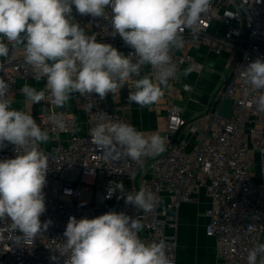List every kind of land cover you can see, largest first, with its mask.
<instances>
[{
	"label": "clouds",
	"instance_id": "9594fccd",
	"mask_svg": "<svg viewBox=\"0 0 264 264\" xmlns=\"http://www.w3.org/2000/svg\"><path fill=\"white\" fill-rule=\"evenodd\" d=\"M213 0H0V58L20 51L34 79H46L45 88L28 84L20 88L27 102L39 104L49 99L57 108L68 104L73 94L83 97L109 93L118 96L130 85L128 101L141 108L150 107L171 88L172 79L188 76L194 69L180 70L172 53L185 46L183 33L189 30L198 39L202 19L212 11ZM73 6L80 15L93 18L110 15L112 35L119 36L134 52L125 56L111 44L97 42L74 23ZM110 7L111 14L106 12ZM150 66L151 72L142 75ZM5 65L0 63V71ZM201 71L203 65L200 66ZM209 70H213L209 65ZM250 92L259 93L252 101L264 114V60L250 62L243 71ZM134 89V90H133ZM46 93L48 94L46 96ZM248 92H246V95ZM9 84L0 78V148L11 144L15 158L0 160V221L9 220L14 240L31 244L46 231L51 220L41 223L46 211L44 187L48 156L39 149L50 140L33 116L12 108ZM93 104L85 107L90 111ZM47 120L63 131V113L51 112ZM90 130L92 143L102 150L106 162L131 159L143 165V158L166 151L167 139L158 132L145 134L132 125L113 120L99 112ZM106 198L116 191L126 204L144 213L154 211L159 198L150 190L125 193L123 182L110 181ZM71 195L70 189H65ZM83 206V205H81ZM141 219L110 211L95 218L69 217L63 233L64 264H172L164 240L146 243L139 232ZM249 226L248 230H254ZM259 257V260H258ZM52 259H57L55 256ZM247 264H264V243L248 250Z\"/></svg>",
	"mask_w": 264,
	"mask_h": 264
},
{
	"label": "built area",
	"instance_id": "2783aa9c",
	"mask_svg": "<svg viewBox=\"0 0 264 264\" xmlns=\"http://www.w3.org/2000/svg\"><path fill=\"white\" fill-rule=\"evenodd\" d=\"M73 7L74 21L86 28L88 35L95 34L97 42L111 44L125 56L134 52L119 34L112 35L110 15L93 18L78 14ZM106 12L111 14L110 7ZM183 35L184 48L172 53L179 69L192 59L189 45L207 46L218 55L231 47L234 56L212 98L206 124L189 129L181 107L173 104L169 109L168 139L178 130L186 136L190 130L196 131L191 148L188 136L178 138L158 156L143 158V165L131 159L106 162L90 136L99 112L132 125L123 111L112 108L108 95L101 99L95 93L88 97L76 93L82 106L93 104L86 111L85 126L69 112L67 104L57 108L49 99L41 101L33 118L42 130L48 131L50 140L39 145L49 163L43 189L46 211L40 220L42 225L48 220L52 223L31 244L25 245L14 240L13 235L20 233L9 231V220L0 221V264H64L69 254L63 253V233L69 217L92 219L110 211L140 218L144 225L140 239L146 243L164 240L172 264H176L177 212L183 202L195 201L201 189L211 198L206 234L216 241L215 264H247L248 250L264 243V183L256 181L253 171L258 155L264 176V114L257 113L252 103L259 93L250 92L243 78L244 68L250 62L257 58L264 60V0H213L212 11L202 19L198 39H193L187 29ZM0 63L5 65L0 78L9 84V96L19 80L27 81L33 76L20 51L11 55L10 49V56L0 59ZM169 83L178 84L179 91L193 89L181 77ZM226 98L232 101L230 116L219 112ZM53 111L65 116L63 131L47 120ZM53 137L57 140L52 141ZM16 154L15 146L7 142L0 148V160L15 158ZM68 172L75 178L69 179ZM110 181L123 182L125 193L146 188L159 198V203L154 211L144 213L126 204L123 198L118 199L122 195L119 191L106 198ZM65 189L72 194L66 195ZM85 191L89 192L86 200ZM163 197L168 202H163ZM250 225L254 230H248ZM168 228L173 231L168 232ZM53 256L57 259H52Z\"/></svg>",
	"mask_w": 264,
	"mask_h": 264
},
{
	"label": "crops",
	"instance_id": "0c3cea01",
	"mask_svg": "<svg viewBox=\"0 0 264 264\" xmlns=\"http://www.w3.org/2000/svg\"><path fill=\"white\" fill-rule=\"evenodd\" d=\"M192 59L183 64L180 70L189 66L193 67V71L188 76H180L181 81L193 86L192 90L179 91L178 84H171V88L164 89V96L150 107L141 108L134 102L128 101V95L131 91L130 85H125L120 89L118 96L112 93L108 94L109 103L112 108L123 111L130 119L132 126L138 131L145 134L158 132L161 136L166 137L167 144H171V139L166 135V125L169 109L173 104L179 105L182 114L188 120V128L194 130L196 127L203 126L207 123L206 117L212 102V98L221 86L226 72L234 59L232 48L227 47L225 51L218 55L207 46L189 45ZM2 59V58H0ZM203 65L201 71L200 66ZM212 65L213 70H209ZM150 66L143 69L142 75L150 73ZM28 84L37 90L45 88L46 79L37 82L34 76L27 81L19 80L15 86L9 99L12 100V108L23 110L35 116L38 110V104L27 102L21 94L20 88ZM134 90V89H133ZM68 110L76 116L85 126L87 114L85 107L79 104L76 93L68 102ZM190 130L188 136L191 138L189 148H191L193 140L196 138V131ZM83 132V131H81ZM186 136L183 132L179 134V139ZM57 140L53 137L52 141ZM256 181L264 183V176L258 163V155H256V163L253 167ZM163 202H168L167 197H163ZM211 198L205 191L201 189L200 193L195 195V201L183 202L177 212V251L176 264H215L216 241L206 234V224L209 220L207 209L211 205ZM170 212H174L171 209ZM168 232L173 230L168 228Z\"/></svg>",
	"mask_w": 264,
	"mask_h": 264
},
{
	"label": "water",
	"instance_id": "95a60500",
	"mask_svg": "<svg viewBox=\"0 0 264 264\" xmlns=\"http://www.w3.org/2000/svg\"><path fill=\"white\" fill-rule=\"evenodd\" d=\"M74 23H76L74 20H73ZM81 28L84 29L85 31V34L88 35V30L86 28H84L83 26H80ZM231 103L232 101L230 99H224L220 106H219V112L225 116H230L231 115V109H230V106H231ZM181 133L180 130H178L172 137L171 139V144L174 145L177 140H178V137H179V134ZM97 207H103V204H96Z\"/></svg>",
	"mask_w": 264,
	"mask_h": 264
},
{
	"label": "rangeland",
	"instance_id": "374dc122",
	"mask_svg": "<svg viewBox=\"0 0 264 264\" xmlns=\"http://www.w3.org/2000/svg\"><path fill=\"white\" fill-rule=\"evenodd\" d=\"M73 14H74V7H73L72 15H73ZM66 176H67L69 179H74V178H75V176H74L72 173H70V172H68V173L66 174ZM88 196H89V192H88V191H85V192H84V195H83L84 200H86V199L88 198Z\"/></svg>",
	"mask_w": 264,
	"mask_h": 264
}]
</instances>
